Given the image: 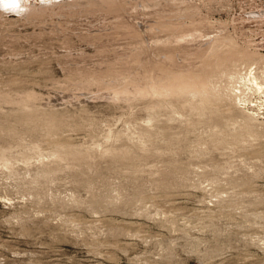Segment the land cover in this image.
Instances as JSON below:
<instances>
[{
  "label": "rangeland",
  "instance_id": "obj_1",
  "mask_svg": "<svg viewBox=\"0 0 264 264\" xmlns=\"http://www.w3.org/2000/svg\"><path fill=\"white\" fill-rule=\"evenodd\" d=\"M27 1L0 8V264H264V0Z\"/></svg>",
  "mask_w": 264,
  "mask_h": 264
},
{
  "label": "bare ground",
  "instance_id": "obj_2",
  "mask_svg": "<svg viewBox=\"0 0 264 264\" xmlns=\"http://www.w3.org/2000/svg\"><path fill=\"white\" fill-rule=\"evenodd\" d=\"M82 3L83 2H90L92 0H80ZM95 1H101V0H95ZM29 2L27 0H0V8L3 9L4 11H13L19 14H24L25 11H28L29 6L27 5ZM252 13L253 16H259L261 14L264 13V9L263 10H251L250 11ZM248 69L246 72H240V71H236L237 72V76L239 77V79L242 82L243 80V84H246L248 87L247 88H252V86L257 88H262L263 90V84L260 83V80L258 79V76L255 74L254 72V66L252 67L251 65H248ZM263 86V87H262ZM203 90H205L204 88H202ZM240 89V88H239ZM200 90V89H198ZM237 99H239V101H246L247 99H243L240 95L237 96ZM243 99V100H242ZM247 102V101H246Z\"/></svg>",
  "mask_w": 264,
  "mask_h": 264
}]
</instances>
